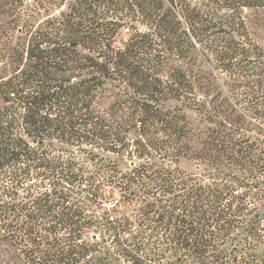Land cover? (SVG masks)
I'll return each mask as SVG.
<instances>
[{
    "label": "trees",
    "instance_id": "trees-1",
    "mask_svg": "<svg viewBox=\"0 0 264 264\" xmlns=\"http://www.w3.org/2000/svg\"><path fill=\"white\" fill-rule=\"evenodd\" d=\"M260 12L0 0V264H255Z\"/></svg>",
    "mask_w": 264,
    "mask_h": 264
},
{
    "label": "rangeland",
    "instance_id": "rangeland-1",
    "mask_svg": "<svg viewBox=\"0 0 264 264\" xmlns=\"http://www.w3.org/2000/svg\"><path fill=\"white\" fill-rule=\"evenodd\" d=\"M67 6L62 8V11L66 10ZM252 21L250 23L251 29L256 33L259 39L264 42V12H260L251 17ZM128 37L127 31H122V33L117 38V44H121ZM180 168L188 173H204V168L197 169L195 163L192 161L182 160L180 163ZM213 171V170H212ZM256 260L255 264H264V243L255 248Z\"/></svg>",
    "mask_w": 264,
    "mask_h": 264
}]
</instances>
